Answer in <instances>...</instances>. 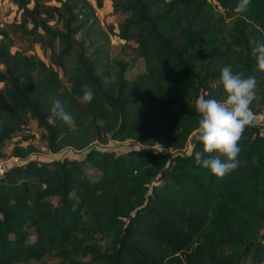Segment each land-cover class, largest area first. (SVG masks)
Listing matches in <instances>:
<instances>
[{"label":"trees","instance_id":"obj_1","mask_svg":"<svg viewBox=\"0 0 264 264\" xmlns=\"http://www.w3.org/2000/svg\"><path fill=\"white\" fill-rule=\"evenodd\" d=\"M9 1L20 15L0 26V154L30 118L48 150L83 154L40 160L33 143L13 145L22 160L0 174V264H262L264 124L245 130L240 165L223 178L196 164L202 144L186 147L196 99L225 98L224 67L255 76L250 107L264 110L252 55L264 0L246 13L239 0H110L119 16L105 27L90 0ZM110 33L134 56L111 55ZM16 37L26 48L12 50ZM37 43L48 62L27 52ZM137 57L145 67L128 77ZM86 89L94 98L81 105ZM56 99L70 124L52 117ZM111 139L134 145L94 146Z\"/></svg>","mask_w":264,"mask_h":264},{"label":"clouds","instance_id":"obj_2","mask_svg":"<svg viewBox=\"0 0 264 264\" xmlns=\"http://www.w3.org/2000/svg\"><path fill=\"white\" fill-rule=\"evenodd\" d=\"M250 6L251 0H239L235 11L246 13ZM252 55L256 58L258 70L264 72V42L255 44ZM220 84L225 98L205 99V93L195 101L200 119L193 145L195 147L199 143L203 146L202 151L194 153L196 164L208 169L217 178H223L240 165L239 142L245 130L254 126L256 120L250 105L256 98L257 80L254 75L245 77L243 73H234L229 65L221 71ZM93 98L92 90L86 89L77 100L85 105L91 103ZM51 113L53 118L67 124L72 122V116L58 99L53 101Z\"/></svg>","mask_w":264,"mask_h":264},{"label":"rangeland","instance_id":"obj_3","mask_svg":"<svg viewBox=\"0 0 264 264\" xmlns=\"http://www.w3.org/2000/svg\"><path fill=\"white\" fill-rule=\"evenodd\" d=\"M92 4L95 6L96 16L100 21V24L105 27L108 23H115L118 16L114 12H112V3L110 0H103V3L100 7L96 5L95 0H90ZM51 3H56L55 1H51ZM20 15V10L17 6L9 0H0V26L5 23L11 22L14 18H18ZM53 23V21H50ZM114 30L117 31V28ZM110 53L111 55L115 56H124L125 58H131L134 56L135 51L132 48V43L127 45L125 44L124 40L120 39L116 34L110 33ZM27 42L15 38V45L12 46V50L16 47H23L26 48ZM28 53H35L45 61H49L47 54L48 51H45L38 43L34 44L33 48L27 50ZM1 67V65H0ZM145 67V63L143 58L137 57L132 61L130 64L126 75L128 77H133L137 72L143 70ZM2 83H0V87ZM42 129L37 125L35 119L30 118L28 123L24 126L23 130L12 137L5 146L3 147L2 151L3 154H0V158L3 160H7L8 162H21L22 159H14V155L11 154V149L14 144L20 143L26 145L27 143H33L36 146V150L29 154V158H37L40 160L50 158V157H61L63 155L68 156H81L83 154V150H74L72 148H64L59 152H51L45 146V141L41 137ZM196 131H193L189 137V141L186 147V150L189 149L194 137L196 136ZM99 148H108L115 151H123L132 147L134 145V141L132 139H125V140H109L108 142L101 144L97 143ZM150 147L154 149H164V146L161 144L151 145ZM171 152V149H168ZM44 264H57L56 259H49L46 260ZM264 264V262L262 263Z\"/></svg>","mask_w":264,"mask_h":264},{"label":"built area","instance_id":"obj_4","mask_svg":"<svg viewBox=\"0 0 264 264\" xmlns=\"http://www.w3.org/2000/svg\"><path fill=\"white\" fill-rule=\"evenodd\" d=\"M252 112L255 114L256 120L264 124V110L257 111V112L252 111ZM13 158L14 159H17V158L21 159L18 156H15V155H14ZM6 161L7 160H3V159L0 158V174H2L4 172V170H5Z\"/></svg>","mask_w":264,"mask_h":264}]
</instances>
